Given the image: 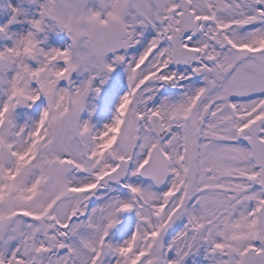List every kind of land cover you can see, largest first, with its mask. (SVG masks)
Returning a JSON list of instances; mask_svg holds the SVG:
<instances>
[{
	"label": "snow or ice",
	"instance_id": "6c2138e0",
	"mask_svg": "<svg viewBox=\"0 0 264 264\" xmlns=\"http://www.w3.org/2000/svg\"><path fill=\"white\" fill-rule=\"evenodd\" d=\"M0 264H264V0H0Z\"/></svg>",
	"mask_w": 264,
	"mask_h": 264
}]
</instances>
